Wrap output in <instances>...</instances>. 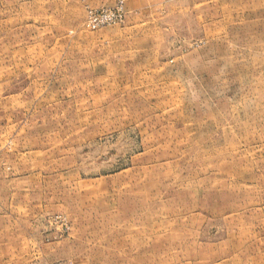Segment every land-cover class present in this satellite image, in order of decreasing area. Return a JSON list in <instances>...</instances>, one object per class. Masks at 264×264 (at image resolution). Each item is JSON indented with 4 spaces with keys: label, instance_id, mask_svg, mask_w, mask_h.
I'll use <instances>...</instances> for the list:
<instances>
[{
    "label": "rangeland",
    "instance_id": "obj_1",
    "mask_svg": "<svg viewBox=\"0 0 264 264\" xmlns=\"http://www.w3.org/2000/svg\"><path fill=\"white\" fill-rule=\"evenodd\" d=\"M0 264H264V0H0Z\"/></svg>",
    "mask_w": 264,
    "mask_h": 264
},
{
    "label": "built area",
    "instance_id": "obj_2",
    "mask_svg": "<svg viewBox=\"0 0 264 264\" xmlns=\"http://www.w3.org/2000/svg\"><path fill=\"white\" fill-rule=\"evenodd\" d=\"M122 20L121 7L116 5L110 9L87 10L84 17V26L95 31L103 27L113 26Z\"/></svg>",
    "mask_w": 264,
    "mask_h": 264
}]
</instances>
